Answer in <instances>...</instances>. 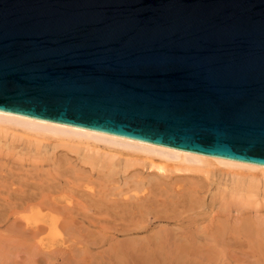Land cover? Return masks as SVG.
Masks as SVG:
<instances>
[{
	"label": "water",
	"instance_id": "water-1",
	"mask_svg": "<svg viewBox=\"0 0 264 264\" xmlns=\"http://www.w3.org/2000/svg\"><path fill=\"white\" fill-rule=\"evenodd\" d=\"M0 110L264 165V0H0Z\"/></svg>",
	"mask_w": 264,
	"mask_h": 264
},
{
	"label": "bare ground",
	"instance_id": "bare-ground-1",
	"mask_svg": "<svg viewBox=\"0 0 264 264\" xmlns=\"http://www.w3.org/2000/svg\"><path fill=\"white\" fill-rule=\"evenodd\" d=\"M6 131L29 136L34 146L36 137L58 139L97 169L101 184L79 176L66 153L46 168L5 166L0 224H8L0 231V264H264L257 199L264 165L0 110V136ZM99 142L136 152L153 172L120 180L134 162L114 164Z\"/></svg>",
	"mask_w": 264,
	"mask_h": 264
},
{
	"label": "rangeland",
	"instance_id": "rangeland-1",
	"mask_svg": "<svg viewBox=\"0 0 264 264\" xmlns=\"http://www.w3.org/2000/svg\"><path fill=\"white\" fill-rule=\"evenodd\" d=\"M28 137L29 136L20 132L11 131H6L0 136V174L4 173L5 166H8L12 171H17L16 169L19 168L20 165H24V168L27 169L32 166H44L46 168L49 164H51V160L53 158L60 157L66 153V157H69V159L73 160V163L76 164V168L79 170V176H85L90 181H93V183L101 184V181L98 179L100 173L97 172V169L90 168L88 165L81 163L77 159L75 152L67 149L62 144L58 145V139L49 136L45 138L36 137L39 139V145L34 146V143L28 142ZM31 138L32 137H30V139ZM96 145L99 146V148L106 150L107 154L113 156L112 160L114 164L120 163L121 158H129L134 162V166L129 167L124 173L121 172L118 176H116L119 177L120 180L124 177H130L129 175L131 174H138V172L143 174L153 172V169H146L148 160L143 159V156L137 154L136 152H129V150H123L117 146H108L104 142H99ZM52 147H54L53 150ZM153 159L154 161H159L158 158ZM169 164L170 163L167 164V168H169ZM104 168L105 169H100L102 173H104L107 169L106 167ZM211 170L216 177H223L219 169L211 167ZM69 195L72 197V200H75H73L74 202L77 201V198L75 199L70 193ZM257 199L259 202L258 207L261 209V212L264 213V189L261 185ZM88 213L91 215L90 212ZM2 225L3 224H0L1 232H3L4 228H6V226L2 228ZM80 237L84 238V235ZM54 238L56 237L47 236L46 240L48 239L50 241H54ZM84 256L86 258L88 257L86 253ZM55 264H59V262H56Z\"/></svg>",
	"mask_w": 264,
	"mask_h": 264
}]
</instances>
